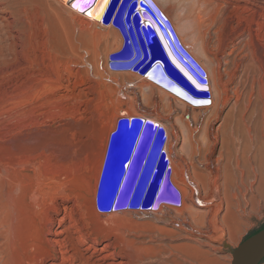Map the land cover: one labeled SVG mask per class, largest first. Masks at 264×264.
<instances>
[{
    "label": "bare ground",
    "instance_id": "1",
    "mask_svg": "<svg viewBox=\"0 0 264 264\" xmlns=\"http://www.w3.org/2000/svg\"><path fill=\"white\" fill-rule=\"evenodd\" d=\"M72 1L0 0V63L6 62L8 60L6 58L10 57L6 52L8 49L6 48V44H8V41L6 42V25L11 23L7 24L9 22L8 15L7 17L4 15L6 9H12L8 12L14 19L20 21L19 18L26 17L25 14L31 6L32 9L35 7V12L37 11L39 16L56 20L61 29H72L73 35L77 30L76 20L78 19L84 27L81 32L79 31L81 37L84 39L85 37L93 38L90 59L86 57L89 55L88 45L84 47V54L75 53L73 49L76 61L71 66L74 67L60 68L57 66L56 69L54 66L53 69L49 65L50 75L45 72L43 67H38L40 60L34 56L32 63H35L34 66L37 64V68L28 66L26 68L30 75L29 78L35 77L37 74L46 75L44 78L47 80H44V83H46L45 81L49 83L52 88L49 87V90L55 91V93L58 90L63 91L62 94L54 97V94L48 93L49 90L46 87L50 96L47 101L45 100V106L51 105L57 98V101L59 99L65 101H60L62 104L59 107L54 106V110H50L51 105L47 106L50 108L44 111V104L41 105L42 103L39 104V102L37 106H34V110L30 109L33 110L34 126L37 124L38 127L43 123L38 121L39 117H45L44 114L48 115V120L49 118L53 122L56 120L58 124L55 128L52 126L54 133L57 132L53 140L44 142L41 147L54 149L52 150L53 157L50 158L53 159V166L51 172L45 174L39 191V204L42 209L34 233L33 252L28 257L29 264H137L143 261L144 253L157 250L154 245L147 244V241H154L149 237V240L146 241L143 238H140L143 240H136L135 237H130L129 231L132 225L150 224L153 226L152 221H147L148 217H153L156 222L162 223V226L154 225V229H151L152 233L154 231H170L169 227H175L179 231L177 234L181 235L180 237L186 242L192 240L217 251L219 249L218 241L226 238L225 233L231 234L237 230L244 224V217H250L257 208H260V202L264 201V0L257 3H253L251 0L226 1L228 4L236 5V8L239 9L238 20L240 21L237 25H231L226 19L224 24L222 23L223 26L220 25L222 27L217 29V50H213L210 41L203 37L206 33L203 34L202 31V35L200 32V28H203L202 23L205 22L203 17L204 15L206 17L207 14L202 16L203 13L196 12L199 3L207 5L212 4L214 0H164L163 3L161 0H143V3L141 0L133 1V8L125 18L132 35L134 36L130 23L132 10L134 9L133 11L138 13L140 21H149L147 12L154 15V10L149 4L152 5L160 15L169 21L179 46L203 73L202 77L207 83V98L191 96L188 92L173 85V87L176 86L186 92L191 101L181 97L176 91L169 90L151 80L148 75H142L137 70L131 69L129 64H126L124 68L119 67L123 65L114 67L117 66L115 64L117 60H127L133 52L130 42H128L123 56L117 55L111 59V55L119 52L123 45V36L118 26L125 27L124 17L130 0H109L102 12L101 5L104 4V0L96 2L80 0L84 10L90 8L87 13L74 8L71 5ZM26 4L29 6L18 15ZM19 7L21 8L19 9ZM218 7L219 5L215 8ZM226 8L228 9L227 6ZM118 11H120L119 17L115 21V23L117 22L115 25L113 21ZM169 11L180 12L179 17L191 23V44L186 41L187 38L185 39L184 34L182 35V31L180 32ZM141 12H146V18ZM217 12L214 17L218 15ZM64 13H68V15ZM97 13L100 15L97 16ZM236 13L238 12L236 11ZM214 17L211 18L212 22L217 19ZM29 19L27 16V22ZM203 19L204 21H202ZM159 22L161 24V21ZM212 22L210 24L215 27ZM30 26L32 27V25ZM207 26H209L208 22ZM50 29L52 34L57 30L55 28L54 31L52 27ZM158 30L161 32L160 28ZM163 30L165 31L164 28ZM205 30L208 31L209 28ZM34 31L36 30L34 29ZM144 32L147 43L150 44L153 33L146 29ZM45 33L48 37L49 32L46 28ZM207 33L211 34L209 31ZM54 34H56L55 38L59 39L60 33ZM22 35L24 36V34ZM79 41L83 42V40ZM169 41L176 56L181 60L178 61L179 66L183 62L196 75L194 69L187 64L186 57L173 46L170 38ZM193 44L201 56L192 46ZM9 49L12 50L11 47ZM24 52L26 51L24 50ZM218 53L225 54L223 61L218 57ZM234 55L241 56L234 60L231 57ZM11 60L13 58L10 59V62L8 60V63L13 64L15 61ZM30 60L28 59V61ZM111 61H115L113 67ZM167 64L166 71L174 77L175 75L169 72L170 69L172 70L171 65ZM22 66L26 67L24 64ZM23 67H19L17 72ZM168 67H170L169 71ZM184 71L186 74H190L186 68ZM238 71L241 73L238 74ZM64 73L66 74L65 78ZM28 74L25 78H28ZM250 75L253 81L246 90L245 86ZM157 76L164 79L161 74H157ZM48 83L46 84L48 85ZM16 87L18 88V85ZM34 88L32 92L36 91ZM187 88L192 91L189 86ZM192 93L195 94L194 91ZM35 94L37 93L35 92ZM92 94L96 95L97 99L91 98ZM12 96L14 95L12 94ZM28 103L29 106L31 102ZM228 104H230L229 109L222 113ZM26 108L23 109L24 112H26ZM18 113L20 112L18 111ZM32 113L30 117H32ZM15 114L17 113L15 112ZM142 120L159 125L161 132L158 134H162L161 138H157L156 143H152L153 146L155 145L151 150L153 157L147 169L143 168L140 187L145 188L157 156L155 154L156 147L159 144H162L161 149L168 162L167 169L164 171L167 187L164 189L163 196H158L159 204L151 210H145L142 207L136 208L137 206L130 204L119 207L116 204L117 194L128 167L130 166L132 169L135 166L136 169L138 166V171L141 167V158L147 148L146 142L144 143V135L138 142V146H136V142L132 150L121 183L118 190L116 189L117 193L115 189L113 190L121 163L124 158L128 160L127 156H129L135 139L136 126L134 129H129L127 125L132 121V124L135 125L137 122H143ZM152 123L149 128L145 129L149 143L153 141L156 131L151 127ZM31 127L33 128L30 125V129ZM115 132L110 147L111 135ZM149 132H151V136H149ZM160 139L163 143H159ZM108 150L110 155L106 160ZM129 185L130 183H128ZM153 190L154 187L151 192ZM178 196L179 204H177ZM137 201L139 200L134 199L133 203L136 204ZM130 207L134 208L130 209ZM134 218L138 220H134ZM167 226L169 227L167 228ZM152 233L147 234L151 236ZM179 246L196 249L198 252L195 253H205L207 258L214 259L210 257L209 251L200 250L197 246L188 243Z\"/></svg>",
    "mask_w": 264,
    "mask_h": 264
},
{
    "label": "rangeland",
    "instance_id": "2",
    "mask_svg": "<svg viewBox=\"0 0 264 264\" xmlns=\"http://www.w3.org/2000/svg\"><path fill=\"white\" fill-rule=\"evenodd\" d=\"M161 1L163 3L164 0H161ZM226 1L229 2V0H214V2L212 4L206 3L209 6L202 4V3H199L198 4L199 6L197 5V9H196L197 13H199V12L203 13L202 16L204 14H207L206 17H205V15L203 17L205 19V22L202 23L203 28H200V32H201V34H202V31H203V34L206 33L207 36L205 34L204 35L202 34V35L205 38V40L210 41V44H211L210 46L213 50H217L216 49V44L218 41L217 29L219 27L223 26L226 19H227V22L231 25H237L240 21V20H238L239 15H240L239 9L236 8V5L228 4ZM251 1L253 3H257L259 1L263 2V0H251ZM29 4H26L25 5L26 7L25 6L22 7L24 9L19 7V9L21 8V10H20V13L18 15H20L21 12L24 11L27 8V6H29ZM51 4L56 6L52 2H51ZM214 5H216V6H214ZM218 5H219V7L216 9L215 7H217ZM222 5H224V6L222 8H220ZM205 6H207V7H205ZM226 6L228 7V9L226 8ZM213 7L215 8V10ZM30 9H32V6L27 10V13L25 14L26 17H22L23 19H21V17L19 18L20 21H18V19H14V17L11 16L10 12H8L12 9H8V10L6 9V13H4V15L6 17L8 15L7 18H8L9 22L7 24L11 23L10 25H6V27H7L6 28V36H7L6 42L8 41L7 43L12 45V46L11 45L8 46V44H6L7 45L6 48H8V49H6V52H8L9 56H10L9 58L7 57L6 60L8 59L10 62V59L13 58V60H11V61L12 62L15 61V62H13V64H11V63H8V60H7L6 61L7 63L5 61H4V63H0V264H29L28 257L33 252L32 244L34 243V240H35V237H34L35 234L34 233H35L36 226L38 225L39 215L41 214V209H42L40 204H39V200H40L39 191L42 187V183H43V180L45 178V174H49L51 172V168L53 166V164H52L53 159H50V158L53 157L52 150H54V149L52 147H48V148H44V147L41 148V147H42L44 142H47L49 140H53V138L55 137V135L57 133V132L54 133L55 132L54 128L58 124V122L56 120L54 122L51 121L50 118L48 120L47 119L48 115L44 114L45 115V117L43 116L44 118L39 117L38 122H43V123H41L40 126H38L39 127L38 128L37 124H36V126H34L35 124L33 122V113L32 112L34 110V106L38 105V102H39V104L42 103L41 105L44 104V106H45V102L49 99V96L51 94H54V97H57L59 94L63 93L62 90H58V91H56V93H55V91L52 92L51 90H49L51 88L49 86V83L47 81H45V82L48 83V85L46 83H44V80H47L46 78H44V77H46V75L40 76L37 74L35 77L29 78L30 75L27 73L26 68H27V66L37 68V64H36V66H34L35 63H32L34 56H36L40 60V65H38V67H43L45 72L48 74L51 73V69L49 68L50 67L49 65H51L52 68L55 66L54 68H56V69H57V66L58 67L60 66V68L61 67H74V66H71L72 63H74L76 61V58L74 59L73 49H74L75 53L84 54V52H85L84 47H86L85 45H88L89 47H87V48L89 49V52H88L89 55H86V57H88L90 59L91 47H92L91 45H93L92 44L93 38L85 37V39H84L79 34L84 27L82 26V23L78 19L76 20L77 21V28H76L77 30L75 31V35H73L74 31L72 29H61L59 23L56 20H51L50 18H47V17L43 18L42 16H39L38 12L37 11L35 12V7H34V9L31 10V12H30ZM234 9L235 10L237 9L236 11L238 13H236V11ZM228 10H230V11H228ZM231 10L232 11L234 10V11L232 12ZM33 12H35V13H33ZM208 12H209V14H208ZM216 12L218 15L216 14L217 16L214 17V14ZM230 12L231 13L235 12V13L232 15ZM169 13L172 16V18L174 19V21H176V23L180 29V32L182 31L181 32L182 35L184 34L183 36L185 37V39L186 38L188 39V40L186 39V41L191 44L192 43V41H191V36H192V34H191V29H192L191 23L185 19L182 20V18L179 17L180 12H175L176 13L175 14L174 11H169ZM65 15H68V13H66ZM27 16H28V18H30L28 20V22H27ZM218 16H220V17H218ZM67 17H69V16H67ZM213 17L217 18L216 19L217 23H215L216 22V21H214L215 19H212L214 22L211 21V18H213ZM225 17H227V18H225ZM204 19L202 21H204ZM220 19H222V20H220ZM12 20H14V21H12ZM206 20H207L209 26H207ZM208 20H210V21H208ZM16 21L19 22L20 24H18ZM211 22L215 27H213L210 24ZM23 23L24 24L26 23V24L24 25ZM30 25H32V27ZM33 25H35L36 27H34ZM204 25H206V26H204ZM210 25L212 26V28L210 27ZM220 25H222V26H220ZM24 26H26V27L24 28ZM48 26H49V28H48ZM202 26H200V27H202ZM51 27L54 29V31L56 30L55 28H57L58 31L56 30L54 33H58V34L60 33L58 36L59 39L55 38L56 34L51 33V29H50ZM45 28L49 32L48 37H47V34L45 33ZM208 28H209V30H208ZM210 28L212 31L210 30ZM34 29L36 31H34ZM205 29H207L209 31V33H211V34H209L210 36L207 33L208 31H206ZM204 30H205V32H204ZM28 33H30L32 36ZM33 33H34V35H33ZM22 34H24V36ZM12 35H13V37H12ZM50 37H51V39H50ZM78 37H79V39H78ZM10 38H12L13 40ZM72 38H73V40L74 39L75 40L73 41ZM23 39H26V40H23ZM52 39H53V41H52ZM55 39L58 41V43ZM63 39H64V43H63ZM59 40H61V41H59ZM79 40H83V42H81ZM23 41L24 42L26 41V43H24ZM75 41H77V42H75ZM75 43L78 45H76ZM56 44H58V45H56ZM22 46H23V48H22ZM24 46H26V47H24ZM192 46L195 48V50L197 49V47L194 44ZM10 47L12 50L9 49ZM24 50L26 52H24ZM15 51H19V52L15 53ZM20 51H22V52H20ZM196 51L198 52V49ZM31 54H32V56H31ZM198 54H200V53L198 52ZM217 55L220 59L222 58L221 59L222 61L224 60L225 54L218 53ZM200 56H201V54H200ZM240 56L234 55V57L233 56H231V57H232V59L234 58V60H235V58L238 59ZM26 57H27V59H26ZM30 58H31V60H30ZM43 58H44V60H43ZM202 58H203V56H202ZM28 59L30 61H28ZM203 59L205 60V58H203ZM28 62H30V63H28ZM15 63H16V65H15ZM21 64L22 65L24 64V66H26V67H23ZM46 64L48 65V67ZM19 67H23V68H20L18 70V72H19V74H18L17 69ZM240 73H241V71H238V74H240ZM16 74H17V76H16ZM27 74H28V78H25V76ZM63 76L65 78L66 74L64 73ZM25 79L27 82L25 81ZM255 80H256V78H255ZM23 81L26 82V85L24 84L25 82L23 83ZM33 81H34V84L32 85ZM252 81H253V79L250 75V78H248L247 84L245 86L246 90L250 87ZM27 84H28V86H27ZM37 84H38V86H37ZM17 85H18V88L16 87ZM21 85L24 86V88H22ZM30 86L31 87L33 86V88L35 86L38 87L37 89H36V87L34 88L36 91L33 90L37 94H35V92H32L33 88H31ZM42 86L43 87L45 86V87L41 88ZM46 87H48L47 89L49 91L45 89ZM20 88H22V89H20ZM25 88L26 89L29 88V89H27L28 91ZM41 89H43L44 91ZM37 90H38V92H37ZM47 91L50 95L47 93ZM19 92H21V93H19ZM22 93H23V95H22ZM27 93H28V96H27ZM12 94L14 96H12ZM17 94H18V96H17ZM29 94H31V95L29 96ZM45 94H46V97L48 96L47 98L45 97ZM32 96L35 98H33ZM30 97H32V98L30 99ZM39 98H41L42 100L41 99L39 100ZM43 98H44V100H43ZM91 98L97 99L96 95H94V94L91 95ZM57 99L54 101L55 103L54 102L52 104L50 103L52 106L47 105V106H51V108L45 106L44 111H46L48 108H50V110L51 109L54 110L55 107H57V106L59 107L62 104L61 102H65V101H62L61 99H59L57 101ZM28 102H31L30 105L32 107L30 105H29L30 107L27 105V104H29ZM17 104H19V105H17ZM23 104L25 107L23 106ZM21 105L24 108L27 107L26 108L27 110L25 109L26 112H24V110H23L24 108H22ZM13 106H14V109H13ZM229 107H230V104L226 105L224 107V110L222 111V113L226 112V110L229 109ZM31 108L33 110H30ZM11 111H13V112H11ZM18 111L20 113H18ZM15 112L17 114H15ZM29 112L32 113V117H30L31 113H29ZM23 114H25L26 117ZM28 116H29V118H28ZM20 117H21V119H20ZM9 118H11L12 120L11 119L9 120ZM43 119H45V120L43 121ZM13 120H14V122H13ZM27 122L28 123L30 122V125L33 126V128L31 127V129H30V125H28ZM11 125H12V127H11ZM42 127H46V128H42ZM27 129H29V130H27ZM25 130H26V132H25ZM40 130H42V131L40 132ZM32 131H33V133H32ZM48 132H52L53 134L52 133L50 134ZM33 144H34V146H33ZM40 178H41V180H40ZM156 194L157 193H156V189H155L153 191L151 198L147 202V204L150 205L147 208L148 210L155 208L159 204V202H157L158 197L156 196ZM177 200H178L177 204H179L180 203L179 196L177 197ZM260 203L262 204V205L260 204V206H259L260 208H257L255 210V212L250 217H244V224L243 225H241L237 230H235L231 234L229 232L225 233L226 238H222L221 241H218L219 249L217 251L216 250L213 251L209 246L200 245L199 243L192 241V240L186 242L185 239L180 237L181 235L177 234V233H179V231L175 227L167 226V228L169 227L170 231H154V233H152L151 229H154L153 226L154 225L155 226H160V225L162 226V223L156 222L153 217H148L147 221H149V222L152 221L151 223L153 224V226L150 224H147V225H139L138 224V225H132L130 227V231L128 230L131 234L130 235L131 238L135 237L134 239H136V240L145 239L144 241L152 239L154 241H147V244H152L155 246V248H157L156 251H148V252L144 253V255L142 257L143 261L138 262L137 264H231L233 250L245 238L256 233L257 231L261 230L262 228H264V201H261ZM147 204H146V206H147ZM133 208L134 207H130V209H133ZM136 208H139V207H136ZM147 209H145V210H147ZM135 219L136 218H134V220ZM136 220H138V219H136ZM136 230H137V232H136ZM133 232H135V233H133ZM147 233L148 234L152 233L151 236H153V237L149 236ZM148 237H149V239H148ZM140 238H143V239H140ZM183 243H188L192 246L193 245L197 246V248H199L200 250L202 249L204 251H209L210 257H212L214 259L210 260L209 258H207V256H205V253H202V254L201 253H195V252H198L196 249H192L189 247H180L179 245L183 244ZM194 250H196V251H194ZM259 264H264V257L260 261Z\"/></svg>",
    "mask_w": 264,
    "mask_h": 264
},
{
    "label": "water",
    "instance_id": "3",
    "mask_svg": "<svg viewBox=\"0 0 264 264\" xmlns=\"http://www.w3.org/2000/svg\"><path fill=\"white\" fill-rule=\"evenodd\" d=\"M94 1L96 2L97 0H94ZM74 3H78L81 7L83 5L82 1H80V0H73L71 2V5H73ZM93 3H92V5H93ZM89 4H91V3H89ZM92 5L90 6L91 8H92ZM149 6H151L152 9L154 10L155 16L152 14L150 15L146 11L148 16H149V18H147V19L149 20V22H150V24H151V26H152L155 34H156V38H153L151 40L150 44L147 43L146 34L143 31V34H145V40H144V42H143V40H141V43H140L138 38H136V39L133 38L130 30L126 29L125 27L121 28L119 25L118 29L123 36V45H122V48L119 52H117L114 55H111V59L117 55L123 56V54L126 51L128 42H130V48H131V50H133V52H132V55L127 60H117L116 62L114 61L115 64L117 65L114 67L117 68L118 65H123V66H119V67L124 68L126 64H129V67L132 68L133 70H137L142 75H148V77L151 80L155 81L156 83L160 84L161 86H163L169 90L176 91L178 95H180L181 97L185 98L188 101H191V100L187 96L186 92H188L191 96L197 95V97L207 98L208 97L207 87L202 85L201 78L198 75H195L189 68H187V66L183 62H181V66H179L180 64L178 61L180 59L176 56L175 50L173 49V47L169 41V38L171 39L173 46H175L177 48V50L184 57H186L187 64H189L191 67H193L198 72V74L202 76L203 73L201 72L200 68L197 67L188 58V56L185 54V52L179 46V43H178V41H177V39L173 33V30L170 26L169 21L166 18H164L163 15H160L155 7H153L150 4H149ZM77 9L79 10V8H77ZM89 9L90 8H87V10H84L82 12L87 13ZM127 10H128V8H127ZM119 12L120 11H118L116 16L114 17L113 22L115 25L117 24V22L115 23V21L119 17ZM146 12L145 13L141 12V14L145 18H146V15H145ZM159 21H161V24ZM161 26L165 29L167 35ZM158 28L161 29L162 33L158 30ZM138 54H139V57H138ZM114 62L111 61L112 67H113ZM167 63H169L171 65L172 70L170 69V71H169L170 67H168V71L173 73L175 75L174 77L170 76L168 74V72L166 71L165 67L168 66ZM184 68H186L190 74H186L184 71ZM157 74H161L164 77V79H161L160 77H158ZM182 79H184L187 83ZM173 85H176L177 87H179L180 89H183L186 92L180 90L176 86L173 87ZM188 86L191 88L192 91L195 92V94H193L192 91H190L187 88ZM132 123H133V121L129 125H127V127L129 129H131V128L134 129V127L136 126L135 139L133 141V146H132V149L129 153V156H127L128 160H126V158L123 159V161L121 163L120 170L118 171V174L116 176V183L113 186V190L115 189L116 193H117L118 187L121 183V180L123 178L125 169L129 163L132 150L135 147L136 142L138 144V142H139L138 138H140V135H141V130H142V126H143L142 122L141 123L137 122V124H135V125ZM119 126H120V124L118 125V129H119ZM116 132L111 135L110 147L112 145L111 142H112ZM159 132H161V131L158 130V132H156V133H159ZM136 134H137V136H136ZM161 134H158L157 136H155L153 139V142L156 143L157 138H161L160 137ZM159 141H160L159 143H163V141L161 139ZM154 146L150 145V147H148V150H149V148L152 150V148ZM161 147H162V144L161 145L159 144V146L156 147V151H155L156 155H159V153L161 152ZM109 153H110V151L108 150L106 160H107V158H109V155H110ZM152 157H153V152L150 151V153L147 157V163H146L145 169H147V166L150 163V160ZM138 188H139V185L137 186V190H138ZM116 193L114 194L115 196H116ZM115 196H113L114 199H115ZM136 205H138L137 202H136ZM108 206L111 207V205H108ZM263 257H264V228H262L261 230L257 231L256 233L245 238L233 250L231 264H259L260 261L263 259Z\"/></svg>",
    "mask_w": 264,
    "mask_h": 264
},
{
    "label": "snow or ice",
    "instance_id": "4",
    "mask_svg": "<svg viewBox=\"0 0 264 264\" xmlns=\"http://www.w3.org/2000/svg\"><path fill=\"white\" fill-rule=\"evenodd\" d=\"M141 2L143 3V0H141ZM108 3H109V0H104V4L101 5V12L104 10V7H105ZM72 6H73L74 8H79L80 11H84V8L81 7L78 3H74ZM89 15H91V13H89ZM96 15L99 16L100 13H97Z\"/></svg>",
    "mask_w": 264,
    "mask_h": 264
}]
</instances>
